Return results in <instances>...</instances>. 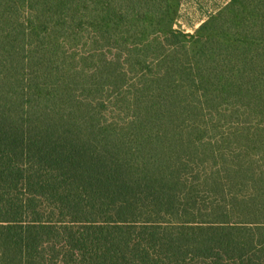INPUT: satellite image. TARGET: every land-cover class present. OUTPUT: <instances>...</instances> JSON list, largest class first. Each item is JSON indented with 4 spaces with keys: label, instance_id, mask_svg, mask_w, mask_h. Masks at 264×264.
<instances>
[{
    "label": "trees",
    "instance_id": "16d2710c",
    "mask_svg": "<svg viewBox=\"0 0 264 264\" xmlns=\"http://www.w3.org/2000/svg\"><path fill=\"white\" fill-rule=\"evenodd\" d=\"M0 0V264H264V0Z\"/></svg>",
    "mask_w": 264,
    "mask_h": 264
},
{
    "label": "rangeland",
    "instance_id": "374dc122",
    "mask_svg": "<svg viewBox=\"0 0 264 264\" xmlns=\"http://www.w3.org/2000/svg\"><path fill=\"white\" fill-rule=\"evenodd\" d=\"M228 0H183L179 9L175 27L192 33L206 17Z\"/></svg>",
    "mask_w": 264,
    "mask_h": 264
}]
</instances>
